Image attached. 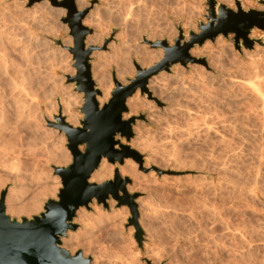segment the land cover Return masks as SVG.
I'll return each mask as SVG.
<instances>
[{"label":"rangeland","instance_id":"1","mask_svg":"<svg viewBox=\"0 0 264 264\" xmlns=\"http://www.w3.org/2000/svg\"><path fill=\"white\" fill-rule=\"evenodd\" d=\"M216 1L228 6L224 0ZM228 1L236 10V0ZM237 1L245 10L264 7L259 0ZM86 3L89 11L83 24L92 30L86 39L94 35L93 46L98 47L90 58L100 105L110 98L114 81L127 84L135 76V63L146 68L163 58V50L151 48L150 42L174 46L180 31L187 40L189 31L199 32L198 22H206L207 14L206 0ZM90 12L97 14L91 25L84 23ZM65 17L66 10L48 0L31 6L28 0H0V183L18 177L27 191L21 202L44 183L54 187L36 214H10L5 203L6 213L17 219L39 214L48 199H56L61 185L53 166L71 162L64 133L48 126L59 111L62 114L61 101L74 100L76 126L83 118L82 94L66 78L75 74V68L66 49L73 40L62 21ZM249 38L263 44L254 43L250 50L238 48L230 34L192 47L215 48V73L200 63H188L152 76L160 81L159 90L152 92L150 79L147 87L160 105L139 90L127 99L123 118H136L128 144L142 156V165L128 159L118 168L131 180L128 192L138 193L142 246L127 222L128 208L109 199L108 208L94 201L90 209L77 210L76 228L61 238L64 249L71 254L81 251L91 258L90 264H147L145 259L151 264H264V112L251 95L256 77H262L258 86L264 91V30L253 29ZM159 50L157 61L141 65L145 53ZM192 57L206 61L204 54ZM175 67L184 69V74L176 78ZM100 76L104 88L97 83ZM17 139L23 152L36 146L41 153L21 156L20 163L12 161L2 147ZM50 150L55 155L67 153L66 160L55 162ZM25 162L31 168L21 166ZM104 163L111 176L92 181L113 177L117 165ZM7 182L0 192L17 189ZM68 233L74 239L65 245Z\"/></svg>","mask_w":264,"mask_h":264},{"label":"water","instance_id":"2","mask_svg":"<svg viewBox=\"0 0 264 264\" xmlns=\"http://www.w3.org/2000/svg\"><path fill=\"white\" fill-rule=\"evenodd\" d=\"M41 1L44 0H28V6ZM48 1L52 6L66 10L62 21L67 24L73 40V45L66 49L72 55L75 68V74L66 78L74 83V91L82 94L83 104L79 111L83 118L78 126H71L59 111L54 122H48V126L64 133L71 155V162L66 166H53L61 185L56 199H48L39 214L17 219L5 211L6 189L0 192V264H90L91 258L84 257L81 251L71 254L64 249L61 238L76 228L73 220L78 209H90L94 201L108 208L109 199L116 201L117 207L128 208L127 222L133 226L134 238L141 247L144 233L139 223L138 193L128 192L127 185L131 180L122 176L118 168L128 159L139 167L142 165V156L128 144L134 135L136 118H123L128 111L127 99L139 90L140 94L156 101L148 90V80L161 71L169 72L175 64L205 63L203 58L190 56L189 50L195 45L202 46L207 40L232 34L238 48L243 46L250 50L254 43L263 44L260 39H250L249 34L255 28L264 30V10H245L237 0L236 10H233L216 0H206V22H198L199 32L189 31L188 39L184 40L180 31L174 46H169L166 41L150 42L151 48L163 50V58L146 68L135 63V76L128 79L127 84L114 81L110 98L100 105L97 97L101 92L92 79L90 58L98 47L85 45L86 37L92 32L83 24L89 9L77 10L74 0ZM259 3L264 4V1L259 0ZM102 160L117 166L111 179L97 183L90 178ZM145 261L151 264L148 259Z\"/></svg>","mask_w":264,"mask_h":264},{"label":"bare ground","instance_id":"3","mask_svg":"<svg viewBox=\"0 0 264 264\" xmlns=\"http://www.w3.org/2000/svg\"><path fill=\"white\" fill-rule=\"evenodd\" d=\"M75 1V5H76V8H77V10H83V9H85L86 8V6H87V3H86V0H74ZM226 3H227V7L228 8H230L231 9V7H230V3H229V1L228 0H224ZM260 10L261 11H263L264 10V7H261L260 8ZM62 11V10H61ZM112 11V10H111ZM60 14V13H59ZM96 13H94V12H90L89 14H88V18H86L85 19V21H84V23H87V24H89V25H91L92 23L93 24H95L94 22L96 21ZM97 22V21H96ZM94 35H92V36H89L86 40H85V45L86 46H90V45H94ZM65 46H67V45H65ZM69 47V46H68ZM67 48V47H66ZM215 49V48H214ZM214 49H213V47L211 46V45H208V44H206V45H204V47H201V48H197V47H195V48H191L190 50H189V53H190V55L191 56H199V55H205V57H206V61H205V63H203L202 65L205 67V68H208L212 73H215V69H216V62L217 61H215L216 59H215V55H214ZM215 51H217V50H215ZM147 52V51H146ZM218 53V52H217ZM217 53H216V55H217ZM144 55V54H143ZM2 57H3V54H2ZM143 57V56H142ZM141 57V58H142ZM161 57V52H160V50L159 51H151V52H147V53H145V55H144V57L142 58V60H140L141 61V65L142 64H144V63H147V62H152V61H157L159 58ZM219 57V55L216 57V58H218ZM5 58V57H4ZM1 60V59H0ZM3 61V60H2ZM3 63V62H2ZM218 65V64H217ZM59 66V65H58ZM219 66V65H218ZM221 68V67H220ZM7 69V68H6ZM122 73V72H121ZM121 73H120V75H121ZM205 73V72H204ZM184 74V69H182V68H180V67H175L174 68V73H173V75L174 76H177L176 78H178V76H180V75H183ZM255 75L257 76V74L255 73ZM261 75V74H260ZM104 77V76H103ZM102 76H100L99 78H98V80H97V83L98 84H101L102 86H103V84L105 83L104 81H103V78ZM182 77V76H181ZM184 77V76H183ZM182 77V78H183ZM212 77V76H211ZM259 77V76H258ZM261 77V76H260ZM259 77V78H260ZM176 78H174V80L176 79ZM180 78V77H179ZM198 78V77H197ZM202 78V77H201ZM204 78V77H203ZM254 78V77H253ZM252 78V79H253ZM259 78H257L256 77V79H258V81H262V80H259ZM262 78V77H261ZM170 79V78H169ZM199 79H200V77H199ZM255 79V78H254ZM253 79V80H254ZM194 81H195V79H193ZM182 81H183V79H182ZM181 81V82H182ZM199 81V80H198ZM250 81V80H249ZM258 81L256 80V84L255 85H257L258 86ZM180 82V81H179ZM186 82V81H185ZM253 82V81H252ZM260 83V82H259ZM193 84H194V82H193ZM196 84V83H195ZM201 84H202V82H201ZM206 84V83H205ZM250 84V83H249ZM247 85V87L249 86L250 87V85ZM261 84V83H260ZM100 85V86H101ZM159 85H160V81L159 80H157V78H153V79H150V81H149V88L152 90V89H155V88H158V90H159ZM183 85V84H182ZM186 85V84H185ZM187 85H188V83H187ZM255 85H253L254 87H255ZM263 85V84H262ZM262 85H260V86H262ZM99 86V87H100ZM101 86V87H102ZM197 86V85H196ZM204 86V85H203ZM251 86H252V84H251ZM255 87V89L254 88H250L253 92L251 93V95L252 96H254L253 98L254 99H256L257 101H255V102H258L259 104H257V105H259V107H260V110H263V112H264V91L262 90L261 91V89H263V87L262 88H260L259 86L258 87ZM20 87V86H19ZM105 86H103V88H104ZM165 87V86H164ZM185 87V86H184ZM187 87V86H186ZM192 87V86H191ZM205 87V86H204ZM20 89H22V88H20ZM249 89V90H250ZM26 90V89H25ZM104 90H107V88H105ZM104 90H103V92H104ZM157 90V89H156ZM161 90V89H160ZM188 90H190V89H188ZM152 92H153V90H152ZM170 92V91H169ZM188 92V91H187ZM109 93V92H108ZM158 93H159V91H158ZM168 93V92H167ZM169 94V93H168ZM171 95V94H170ZM107 96V92H104V94H103V98H105ZM156 96V95H155ZM168 97V96H167ZM68 98H70V97H67V98H65L63 101H61L62 102V116L65 118V122L66 123H68V124H70L71 126H76V124H77V115H76V113L73 111V105H74V100L72 101L71 99H68ZM100 98V97H99ZM102 99V98H101ZM136 99V98H135ZM156 99V98H155ZM164 99H165V97H164ZM169 99V98H168ZM100 100V99H99ZM103 100V99H102ZM130 100V99H129ZM158 99H156V103H159L158 101H157ZM135 101V100H134ZM101 102V101H100ZM163 102V101H162ZM254 102V101H253ZM129 103V102H128ZM159 105H160V103H159ZM150 107V106H149ZM175 110V109H174ZM263 112H261L262 114H263ZM152 115V114H151ZM152 117V116H151ZM150 117V118H151ZM190 117V116H189ZM195 119V118H194ZM177 123V122H176ZM263 126V125H262ZM28 128H29V126H28ZM210 128V127H209ZM209 128H207V129H209ZM199 129V128H198ZM30 130V129H29ZM200 131V130H199ZM207 131V130H206ZM261 133V132H260ZM19 135V134H18ZM13 138V137H12ZM16 139V138H15ZM29 139V138H28ZM29 142V141H28ZM32 142V145H36V144H34L33 143V141H31ZM45 142V141H44ZM50 142V141H49ZM41 143V142H40ZM51 143V142H50ZM25 145V144H24ZM28 145V144H27ZM26 145V146H27ZM43 145V144H42ZM25 146V147H26ZM40 146H41V144H40ZM47 146V145H46ZM36 147V146H35ZM30 147V148H28L27 149V147H26V149H25V152H23L22 151V148H21V145H20V142H19V140L17 139V140H12V141H7L6 143H4V146L2 147L3 148V150L5 151V153L7 154V155H9L10 156V159L12 160V161H16V162H18V163H20L22 160H21V156H24V155H31V157L34 155V153L37 151V150H39V149H36V148H38V147ZM43 147H45V146H43ZM54 147V146H53ZM49 151V150H48ZM39 152H40V150H39ZM38 152V153H39ZM44 152V151H43ZM50 152L53 154L54 152L52 151V150H50ZM41 153V152H40ZM65 152H62V154L60 153V154H56L55 155V153H54V161L55 162H57V163H61V162H64L65 160H66V155H67V153H65ZM51 154V155H52ZM35 158H36V155L34 156ZM33 157V159H35ZM24 159V158H23ZM20 161V162H19ZM23 162V161H22ZM34 162H36V161H34ZM28 163H22L21 164V166L23 165V167H25V166H27V168H31L30 166H32V165H30V163L27 165ZM44 167V166H43ZM111 168V167H110ZM34 169V168H33ZM111 169H109V166H107V165H105V163H104V160H102V162L100 163V166H99V168L96 170V171H94V173L91 175V178H90V180H95V181H97V180H101V179H103V178H105L106 176H108V175H110L111 173ZM32 175V174H31ZM34 176V175H33ZM111 176V175H110ZM33 178V177H32ZM107 178V177H106ZM40 179V178H39ZM19 179H18V177H8V178H6V180H3L4 182L2 183H0V186H3V184L5 183V182H7V181H9V182H11L12 184L14 183V185L17 187V189H8V191H7V194H6V196H5V203H6V210H7V212L8 213H10V214H14V215H21V214H23V215H31V214H36V213H38L40 210H41V206H42V202H43V200H44V198H46V197H48V196H52V194H53V191H54V187H52L51 185H49V184H47V183H44L43 185H41V186H39V188L37 189V190H35L34 192H33V195L31 196V198H29L27 201H25V202H21V198L23 197V195L27 192L26 191V188L24 187V184H22L21 183V181L19 182L18 181ZM9 182H7V184L9 183ZM78 213V212H77ZM107 217V216H106ZM85 218V217H84ZM107 219V218H106ZM74 239V236L72 235V234H70V233H68L67 234V237L66 238H64L63 239V243L65 244V245H68L69 244V242H71L72 240ZM77 243L78 242H76V245H77Z\"/></svg>","mask_w":264,"mask_h":264}]
</instances>
